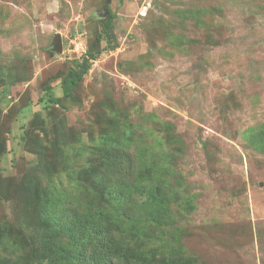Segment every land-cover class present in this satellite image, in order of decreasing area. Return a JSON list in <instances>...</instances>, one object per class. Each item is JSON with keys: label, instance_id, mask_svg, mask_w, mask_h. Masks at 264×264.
<instances>
[{"label": "rangeland", "instance_id": "rangeland-1", "mask_svg": "<svg viewBox=\"0 0 264 264\" xmlns=\"http://www.w3.org/2000/svg\"><path fill=\"white\" fill-rule=\"evenodd\" d=\"M111 16L114 49L64 98L61 79L107 46ZM148 144L152 163L166 158L154 182L168 211L154 209L170 253L264 264V0H0V264L76 263L59 256L65 237L42 243L57 202L124 241L133 224L110 220L102 193L115 173L141 183L138 167L96 173ZM135 189L125 210L148 220Z\"/></svg>", "mask_w": 264, "mask_h": 264}, {"label": "trees", "instance_id": "trees-1", "mask_svg": "<svg viewBox=\"0 0 264 264\" xmlns=\"http://www.w3.org/2000/svg\"><path fill=\"white\" fill-rule=\"evenodd\" d=\"M113 20L114 17L111 16L104 23V37L107 46L96 52L89 51V53H86L82 57L81 62H75L76 65L71 67L61 79L64 98H69L72 95L84 75L90 70L92 61L96 59V56L102 50L114 49ZM46 92L48 93L50 103L59 102L60 99L55 98L50 87L46 88ZM153 147L151 144H148L142 147V150L139 149L136 155H126L123 152L120 156H116L115 163L110 165L111 170H106L103 174L96 173L97 177L101 175L107 177L110 171H119L120 165L130 170V172H132L133 165L136 169L138 167V170H140V172L137 170V176L140 174L141 177V183L138 185L125 182L123 178L118 179V174L114 172L115 174H113L116 176L113 177L115 179L113 186L107 187L104 193H102L104 198L109 199L114 204H112L114 207L111 211L110 220L120 219L123 215L128 223L133 224V232L129 233L126 238L124 237V241L119 242L117 240L118 236L115 237L112 233V225L108 222L107 218L106 221L97 218L98 213L94 212L92 214L88 213L86 216H81L76 212L68 214V212L62 210L63 203L61 204V208L57 202L55 212L53 209H50L53 211L52 213L41 211L43 221L53 222L51 226L41 224L43 237L46 240V242L42 243H49L48 241L50 240L56 242L65 237L68 251H60L59 256L72 258L76 261L75 264H191L190 261L178 258L175 255V251L170 253L169 244L171 239L167 237L168 232L166 228L161 227L162 225H160L157 219L158 214L155 212L154 207H157L161 211L165 209L168 211V206L167 208L164 206V197L159 194L158 189H156L157 185L154 182L159 176L160 165L164 164L166 158L160 159L161 164L155 165V162L152 163L147 154L153 152ZM113 151L111 150L104 156V161L106 160L107 163L108 159V164ZM135 188L143 192L141 193L143 200L149 205L147 208V211H150L148 220H144L145 212L136 217L129 215L128 210L130 209L125 210L127 209L125 208L126 205L134 197L133 192ZM68 199L71 198L65 197V200ZM118 202L120 205L115 206ZM148 223L154 225L155 233L142 230ZM54 224H58L55 231L51 230ZM85 247H90L89 253L83 252ZM78 250L81 254H77ZM29 258L31 261H44L40 255L36 257L33 251L29 253Z\"/></svg>", "mask_w": 264, "mask_h": 264}, {"label": "water", "instance_id": "water-1", "mask_svg": "<svg viewBox=\"0 0 264 264\" xmlns=\"http://www.w3.org/2000/svg\"><path fill=\"white\" fill-rule=\"evenodd\" d=\"M54 46L56 50H62V38L60 35H57V37L55 38Z\"/></svg>", "mask_w": 264, "mask_h": 264}]
</instances>
